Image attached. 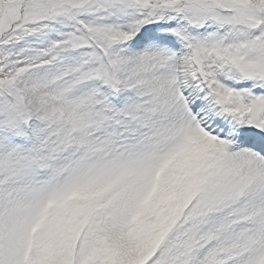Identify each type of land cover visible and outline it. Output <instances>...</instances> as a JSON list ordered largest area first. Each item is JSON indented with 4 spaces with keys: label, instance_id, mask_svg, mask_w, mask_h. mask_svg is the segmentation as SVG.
Masks as SVG:
<instances>
[{
    "label": "snow or ice",
    "instance_id": "1",
    "mask_svg": "<svg viewBox=\"0 0 264 264\" xmlns=\"http://www.w3.org/2000/svg\"><path fill=\"white\" fill-rule=\"evenodd\" d=\"M0 264H264V0H0Z\"/></svg>",
    "mask_w": 264,
    "mask_h": 264
}]
</instances>
